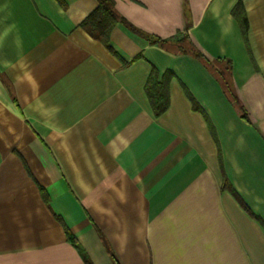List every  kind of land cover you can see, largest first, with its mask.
<instances>
[{"label":"crops","instance_id":"0c3cea01","mask_svg":"<svg viewBox=\"0 0 264 264\" xmlns=\"http://www.w3.org/2000/svg\"><path fill=\"white\" fill-rule=\"evenodd\" d=\"M113 1L0 0V264H264V0Z\"/></svg>","mask_w":264,"mask_h":264},{"label":"trees","instance_id":"16d2710c","mask_svg":"<svg viewBox=\"0 0 264 264\" xmlns=\"http://www.w3.org/2000/svg\"><path fill=\"white\" fill-rule=\"evenodd\" d=\"M238 11V7H236L234 10V14L236 16H238L239 14ZM119 21L125 20L117 14L114 7V1L99 0V6L97 7V9L89 17H87L82 24L87 31L107 43L112 28ZM243 24H245V21H243ZM150 39L154 44L172 49L178 53L192 55L207 64L209 69L213 71L219 82L222 84L229 99L239 108L241 116L247 119L245 110L242 106H240L233 87V83L230 78L229 62L224 63L218 60L211 62L210 60H208L207 57L197 48L187 32H182L180 35L168 39L154 37H151ZM216 64H224V69L216 67ZM226 73L228 76L227 78L225 77ZM171 77L172 75L168 73L164 75L161 81H159L158 71L156 68L152 69V72L149 76L148 82L146 84V91L156 115L162 114L169 106L168 85ZM194 107L196 109H200V107L195 102ZM69 238L74 239L70 232Z\"/></svg>","mask_w":264,"mask_h":264},{"label":"rangeland","instance_id":"374dc122","mask_svg":"<svg viewBox=\"0 0 264 264\" xmlns=\"http://www.w3.org/2000/svg\"><path fill=\"white\" fill-rule=\"evenodd\" d=\"M224 64H216V67H218V68H220V69H224ZM225 77L227 78L228 76H227V73H226V75H225Z\"/></svg>","mask_w":264,"mask_h":264}]
</instances>
